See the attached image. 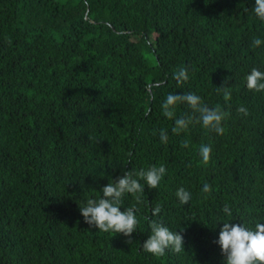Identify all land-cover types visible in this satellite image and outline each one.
<instances>
[{
  "label": "trees",
  "instance_id": "trees-1",
  "mask_svg": "<svg viewBox=\"0 0 264 264\" xmlns=\"http://www.w3.org/2000/svg\"><path fill=\"white\" fill-rule=\"evenodd\" d=\"M254 6L0 0V264H224L215 243L223 221L264 224V91L249 90L246 80L253 68L264 72V21ZM180 68L187 81L174 78ZM169 93L219 106L224 134L197 123L186 103L167 118ZM180 117L194 119L174 134ZM201 145L212 149L207 164ZM161 165L157 189L141 181L142 203L123 198L121 211L138 209L130 243L85 223L80 208L104 186ZM181 187L191 194L185 205ZM153 220L180 232L184 250L144 252Z\"/></svg>",
  "mask_w": 264,
  "mask_h": 264
},
{
  "label": "clouds",
  "instance_id": "clouds-1",
  "mask_svg": "<svg viewBox=\"0 0 264 264\" xmlns=\"http://www.w3.org/2000/svg\"><path fill=\"white\" fill-rule=\"evenodd\" d=\"M254 12L260 20L264 21V0H255ZM261 44L262 41L259 38L253 40L254 46L258 47ZM174 78L178 82L187 81L189 79L188 69L180 68L175 73ZM246 80L249 90L264 91V72L253 68ZM218 88L224 90L225 98L229 97L228 87L221 86ZM184 103L194 113H199V117L196 118L197 123L202 122L203 127L206 129L220 135L224 134L225 129L222 122L225 120L227 113L219 106L210 108L204 104L201 97L192 93L182 95L169 93L162 104L163 114L167 118L173 119L176 107ZM237 111L245 116L248 115V110L244 107H239ZM193 119V117L175 119L172 132L178 134L187 130ZM160 139L163 143H167L166 131H160ZM182 147H188L187 142H183ZM199 151L203 162L207 164L212 151L211 147L201 145ZM165 174L166 169L163 165L159 167L152 166L147 171L143 169L126 171L123 176L112 180L102 188V197L99 200L89 199L86 206L80 208L85 223L105 233L123 234L129 238L128 242L130 243L132 234L137 230L139 224L136 216L138 209L133 205L121 211L124 196L132 194L137 204L142 203L141 197L144 195L145 184L151 189H157ZM141 181H144L145 184H142ZM202 191L211 194V186L205 183ZM176 196L179 198L180 203L184 205L188 204L191 199V194L182 187L176 192ZM160 212L161 208L157 206L152 210V215L158 216ZM223 212L228 217L233 215L228 205L223 207ZM231 221H223L219 239L215 241L221 247L222 255L225 257L224 264H264V224L256 223L255 228L252 229L243 224H233ZM151 232L150 238L143 243L142 250L144 252L161 257L165 255L168 249L175 253L184 250L183 235L178 231H171L162 222L153 220Z\"/></svg>",
  "mask_w": 264,
  "mask_h": 264
}]
</instances>
